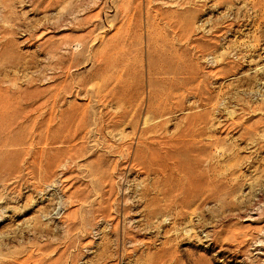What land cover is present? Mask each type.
<instances>
[{
  "label": "rangeland",
  "instance_id": "374dc122",
  "mask_svg": "<svg viewBox=\"0 0 264 264\" xmlns=\"http://www.w3.org/2000/svg\"><path fill=\"white\" fill-rule=\"evenodd\" d=\"M0 264H264V0H0Z\"/></svg>",
  "mask_w": 264,
  "mask_h": 264
},
{
  "label": "bare ground",
  "instance_id": "6f19581e",
  "mask_svg": "<svg viewBox=\"0 0 264 264\" xmlns=\"http://www.w3.org/2000/svg\"><path fill=\"white\" fill-rule=\"evenodd\" d=\"M223 1H228V0H223ZM162 111H164V109H162L161 111H160V113L162 112ZM126 112H127V110H123L122 111V113L120 114V117H119V120L120 119H122L123 120V118L126 116V115H128V114H126ZM127 117V116H126ZM128 118V117H127ZM117 120V119H116ZM117 124V123H116ZM185 131V130H184ZM184 139V135L182 134V133H180V134H178V135H176V136H173L169 141H168V143H174V141H181V140H183ZM164 143H167L166 141L164 142Z\"/></svg>",
  "mask_w": 264,
  "mask_h": 264
}]
</instances>
